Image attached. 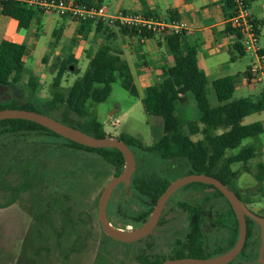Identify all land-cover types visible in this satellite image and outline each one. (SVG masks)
I'll list each match as a JSON object with an SVG mask.
<instances>
[{
    "label": "rangeland",
    "instance_id": "obj_1",
    "mask_svg": "<svg viewBox=\"0 0 264 264\" xmlns=\"http://www.w3.org/2000/svg\"><path fill=\"white\" fill-rule=\"evenodd\" d=\"M70 76V81L67 78L60 88L64 94L71 80L80 77ZM26 82L24 75L19 86L0 88V103L25 100ZM51 82L41 84L38 98L51 100ZM206 91L209 105L215 106L211 85ZM85 110L103 125L109 138L124 133L149 148L162 136L161 118L149 115L143 103L122 88L119 77L111 84V93L104 102L95 104L88 99ZM61 113L59 108L51 118L90 133L85 119ZM111 121L118 123L112 127ZM183 133L188 134L187 127ZM191 138L199 140L196 135ZM239 150L237 147L231 153ZM133 154L137 175L158 174L173 182L184 177L188 170L178 161L168 164L145 150L133 149ZM135 174L128 185H118L109 198L107 216L115 229L133 231L144 222L138 216L151 212L147 200L133 189L131 180ZM114 177V166L100 154L69 147L63 138L37 132L0 134V264H153L155 260L187 258L176 241L184 243L187 239L193 209L202 214L203 243L194 259L214 257L232 239L224 216L228 209L226 202L214 196L213 189L199 190L196 185H187L169 198L158 224L146 238L126 244L111 240L100 229L97 208L104 187ZM262 189L264 193L263 186ZM242 202L256 214L244 198ZM252 230L254 235L244 255L233 264H264V252L259 256L260 229L254 221Z\"/></svg>",
    "mask_w": 264,
    "mask_h": 264
},
{
    "label": "trees",
    "instance_id": "obj_2",
    "mask_svg": "<svg viewBox=\"0 0 264 264\" xmlns=\"http://www.w3.org/2000/svg\"><path fill=\"white\" fill-rule=\"evenodd\" d=\"M246 1L249 6V1ZM228 4L230 10H232V1L228 0ZM0 13L14 20L19 30L26 31L29 29L33 17L38 12L17 1L0 0ZM81 23H92V21ZM97 23V27L99 28V25L102 23ZM122 31L126 30L122 29ZM140 34L146 37L153 35L148 32H141ZM165 34V42L173 65L168 71L163 73L156 87H152L146 91L142 100L145 111L149 115L161 118L162 136L158 142L149 148L143 147L133 137L124 133H121L115 139L127 145L132 153L133 149H141L152 153L161 161L168 162V164L172 161L180 162L188 168L185 175L205 174L214 177L231 189L241 201H243V198L245 200L248 197L262 194L264 181V168L262 164H256L254 171L247 167L249 161L260 158L261 153L259 150L252 148L242 149L236 156L224 159L225 150L237 148L244 139L250 138L257 133L254 126L241 124V108L243 103L232 100L234 79L225 77L212 83V88L219 105L214 108L209 107L205 94L206 79L197 66L194 49H188L186 52L181 50L182 33L174 34L169 32ZM235 34L239 38V35L237 33ZM24 50L25 48L22 44L8 41L0 42V88H15L19 86L25 75L22 61ZM73 64L74 61L69 59L61 61L57 65V74L52 83L53 95L50 101L37 97L38 84L33 77L29 76L25 85L27 92L25 100L19 101L12 99L8 103H0V110L20 109L51 117L57 109L61 108V114L63 116L74 114L79 118L85 119V122L90 127L89 135L97 139L108 137L103 125L97 122L95 117L87 115L85 105L88 99L92 100L95 104L104 102L111 93V84L115 82L116 77L121 79L122 88L136 97L137 93L132 84L128 66L119 56L110 53L108 49L99 50L94 53L87 71L74 81L67 93L64 94L59 88L61 79L69 70V66ZM187 94L195 102L199 122L213 128L224 127L228 130L217 137H207L205 140L193 141L190 136L197 133V128L191 123H188L186 126L189 135L183 133L185 125L177 118L176 110L178 104L185 102L183 96ZM34 132L61 138L32 122L23 120L0 121V134ZM64 141L69 147L100 154L107 162L114 166L115 176L119 175L123 170L124 160L122 154L116 149H94L65 139ZM235 163L242 164L244 170L250 173L257 181V186L247 190L244 194L239 193L233 185V180L238 174V171H231L230 165ZM170 182V180L158 174H135L131 180L133 189L140 197L147 200L151 210ZM189 185H196L199 190L213 189L215 192L214 196L220 197L226 202L228 209L224 216L231 228L232 239L226 246L219 249L215 256L228 251L234 245L238 236V222L230 204L219 191L209 185L200 183H192ZM148 215L149 213L144 212L138 218L144 221ZM201 215V211L198 209L191 211L187 239L184 243L180 240L176 241V245L183 247L182 255L186 254L188 257L195 258V255L203 247L200 231ZM262 217L264 218V214ZM246 224V241L236 259L244 255V250L251 239L253 221L247 218ZM182 255H178V257L180 256L181 258L183 257ZM161 262L163 260H155L153 264H160ZM233 262L230 264H233Z\"/></svg>",
    "mask_w": 264,
    "mask_h": 264
},
{
    "label": "crops",
    "instance_id": "obj_3",
    "mask_svg": "<svg viewBox=\"0 0 264 264\" xmlns=\"http://www.w3.org/2000/svg\"><path fill=\"white\" fill-rule=\"evenodd\" d=\"M68 1L104 6L109 16L140 13L161 21L177 19L183 30L181 50L186 52L188 49H194L197 66L205 76L206 99L208 85L212 87V83L221 78H233L232 100L243 103L241 124L254 126L257 131L254 136L241 142L237 153H231L237 148L225 150L224 159L236 156L242 149H257L261 153L260 158L249 161L247 167L254 171L256 164L261 163L264 168V82L253 80L248 73L250 66L256 62V57L243 52L235 32L228 23L231 15L228 0ZM248 1L251 16L257 27L259 47L264 53V0ZM97 24L76 22L53 13H36L29 29L21 31L14 20L0 13V42L8 41L24 46L22 61L25 75L27 79L31 76L36 80L38 91L41 84L49 81H52V87L57 65L61 61L72 59L74 64L69 66V70L63 75L59 88L63 87V81H67V78L70 81V75L81 77L87 71L95 52L108 49L127 64L137 93L136 98L142 103L146 91L156 87L163 73L173 65L165 42L166 34L146 37L138 32L122 31L105 24L99 25L98 28ZM77 79L71 80L69 87ZM183 98L185 102L178 104L176 116L184 127H187L188 123L196 126L197 133L190 138L196 135L199 136V140H205L207 137H217L228 130L224 127L213 128L199 122L195 102L193 101V106L191 102L193 99L188 94ZM218 105L217 102L215 106L209 107L214 108ZM186 135H189V132ZM233 165L238 166L234 169ZM230 170L238 171L233 185L239 193L244 194L256 187L257 181L244 170L242 164H231ZM262 200L264 193L262 196L248 197L245 202L254 207L258 216H262L264 214ZM253 233L252 230V236Z\"/></svg>",
    "mask_w": 264,
    "mask_h": 264
},
{
    "label": "water",
    "instance_id": "obj_4",
    "mask_svg": "<svg viewBox=\"0 0 264 264\" xmlns=\"http://www.w3.org/2000/svg\"><path fill=\"white\" fill-rule=\"evenodd\" d=\"M3 120H23L35 123L57 136L82 145L88 148H109L118 150L123 157L124 167L121 173L115 176L103 189L97 208V217L100 224L101 231L108 238L119 243H133L146 238L153 229L156 227L158 220L162 214V211L169 200V198L180 188L192 184L200 183L209 185L215 190L219 191L226 201L230 204L237 222H238V236L234 245L226 252L216 255L208 259H194V258H182L176 260L163 261L160 264H230L242 251L246 236H247V224L246 219H251L256 222L260 229V249L259 256H263L264 252V218L252 213L238 199L236 194L221 183L218 179L205 175V174H189L182 178L176 179L171 182L162 195L158 198L155 206L153 207L149 217L145 222L137 229L133 231L118 230L111 226L107 218V204L113 190L118 185H128L130 178L136 170V161L132 151L122 141L113 138L97 139L89 134L83 133L71 126L63 124L49 116L20 109H3L0 110V121Z\"/></svg>",
    "mask_w": 264,
    "mask_h": 264
},
{
    "label": "built area",
    "instance_id": "obj_5",
    "mask_svg": "<svg viewBox=\"0 0 264 264\" xmlns=\"http://www.w3.org/2000/svg\"><path fill=\"white\" fill-rule=\"evenodd\" d=\"M23 3L38 13H53L76 22H100L120 30L148 32L153 35H163L172 32L182 33V25L177 19L168 21L157 20L151 16L135 14H117L109 16L104 6L87 4L81 1L68 0H11ZM232 10L228 18L231 29L239 35V45L244 53L256 57V62L250 66L248 73L255 81L264 82V54L259 47L257 27L251 16L246 0H231ZM118 121H111L114 127Z\"/></svg>",
    "mask_w": 264,
    "mask_h": 264
},
{
    "label": "flooded vegetation",
    "instance_id": "obj_6",
    "mask_svg": "<svg viewBox=\"0 0 264 264\" xmlns=\"http://www.w3.org/2000/svg\"><path fill=\"white\" fill-rule=\"evenodd\" d=\"M135 161H136V160H135ZM134 173H135V172H134ZM107 205H108V204H107ZM152 209H153V208H152ZM106 211H107V210H106ZM151 211H152V210H151ZM163 212H164V209H163L162 213H163ZM150 213H151V212H150ZM150 213H149V214H150ZM161 215H162V214H161ZM148 217H149V216H147L146 219H147ZM160 217H161V216H160ZM107 218H108V216H107ZM146 219H145V220H146ZM145 220H144V222H145ZM159 220H160V218H159ZM159 220H158V222H159ZM144 222H143V223H144ZM157 224H158V223H157ZM100 229H101V228H100ZM149 235H150V234H149ZM227 243H228V242H227ZM227 243L224 244V245L226 246ZM221 254H222V253H221ZM233 261H234V260H233ZM233 261H232V262H233Z\"/></svg>",
    "mask_w": 264,
    "mask_h": 264
}]
</instances>
